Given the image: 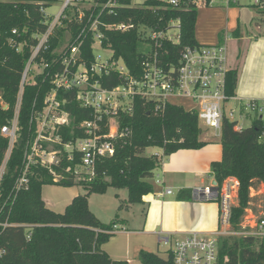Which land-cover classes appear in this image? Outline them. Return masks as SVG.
<instances>
[{
  "label": "built area",
  "instance_id": "built-area-1",
  "mask_svg": "<svg viewBox=\"0 0 264 264\" xmlns=\"http://www.w3.org/2000/svg\"><path fill=\"white\" fill-rule=\"evenodd\" d=\"M230 6L238 0H223ZM217 0H40L44 31L33 35L31 55L21 77L17 105L12 119L0 128L1 136L8 140V148L0 165V215L14 206L22 192L31 186L33 169L48 170L54 181L66 177L56 169L66 161L74 165L75 182L93 181L97 177V164L101 159L115 155L116 144L131 132L121 131L122 116L133 114L137 101L151 105L154 114H160L168 105H177L176 99L192 101L191 112L199 121L214 130L221 138L223 123L227 119L235 123V130L242 132L257 118L263 121L260 140H264V101L247 100L228 93V64L226 45L184 46L176 59L166 58L169 50L165 44L179 46L182 41V24L179 12L197 11L215 5ZM60 6L56 14L48 13V7ZM254 6L264 8L263 0H255ZM133 10L147 12L141 20ZM171 18L165 21V13ZM176 14V17H173ZM153 18L151 22L148 18ZM138 30L143 54L140 72L132 73L122 58H116L111 35L126 34ZM12 35L18 36L13 30ZM56 47L51 52L52 42ZM26 43L18 44L22 51ZM51 53L52 58L45 55ZM90 53L91 56H88ZM56 55V57H53ZM40 81L49 83L50 91L42 105L35 100L30 117L32 131L26 142L23 165L4 201L1 186L7 166L20 136V112L26 87ZM60 93H74V100L90 117L73 127L75 118L65 109L67 97ZM230 103L236 106H230ZM0 108L8 109L0 96ZM248 122V126H246ZM68 130V132L66 131ZM68 140H65L67 136ZM67 172L71 168L65 169ZM160 184L159 181H156ZM216 182V181H215ZM240 184L234 177H227L221 184L196 188L193 195L201 202H215L220 207V225L217 231L184 232L168 234L167 245H172L174 264H219L222 239L226 237L264 238V181L251 188V203L259 200V211L250 225L234 229L231 225L232 209L238 201ZM172 189H164L160 197L172 195ZM237 200V201H236ZM250 207L247 209L250 211ZM246 210V213H247ZM246 217V214L244 218ZM242 219V225L244 222ZM11 227H21L30 240L33 227L13 224L0 217V235ZM117 231V225L113 233ZM7 250L0 242V264H5Z\"/></svg>",
  "mask_w": 264,
  "mask_h": 264
},
{
  "label": "trees",
  "instance_id": "trees-1",
  "mask_svg": "<svg viewBox=\"0 0 264 264\" xmlns=\"http://www.w3.org/2000/svg\"><path fill=\"white\" fill-rule=\"evenodd\" d=\"M40 0H0V96L7 110L0 108V128L12 119L17 105L20 83L25 66L30 58V46L33 35L44 31ZM264 5V0H263ZM256 8V6H254ZM134 20L138 24L141 14ZM264 13V8L262 12ZM165 21L171 18L166 12ZM176 17V14H173ZM182 24V41L179 46L165 44L170 51L166 58L176 59L184 46H197L196 25L198 11L179 12ZM154 21L151 17L148 21ZM17 30L18 36L12 35ZM116 58H122L132 73L140 72L142 42L138 30L130 33L111 35ZM26 43L22 51L18 44ZM53 40L51 52L56 47ZM88 56H91L88 53ZM52 58L51 53L45 55ZM53 57H56L54 55ZM238 75L231 71L228 76V93L234 94ZM50 91V82L40 81L36 86L25 88L20 112V136L7 166V173L1 186L2 200L7 198L20 173L26 142L31 136L30 117L33 104L37 100L42 105ZM60 99L67 97L65 109L71 112L75 122L73 127L90 117L88 110L82 109L74 100V93H60ZM129 130L116 144L115 155L101 159L97 164V177L93 181L75 182L74 165L64 162L56 169L65 179L55 182L53 175L46 169L35 167L31 176L29 191L22 192L14 206L4 210L0 217L8 218L13 224H26L33 227L28 232L21 227L7 228L0 235V242L7 250L5 264H129L126 261L113 260L101 248L113 236L116 220L110 224L102 223L90 210L89 198L93 194H103L109 188L126 190L128 201L121 203L119 209L131 205L143 204V198L155 193L152 182L155 171L162 165L158 155L146 156L148 149L159 148L163 157H169L180 150H200L209 142L202 141L203 131L197 113L186 111L176 105H168L160 114L151 111V105L137 101L133 114L122 116L121 131ZM263 121L259 118L242 132L235 130V123L225 120L220 138L222 160L211 166L216 182L221 184L227 177H234L240 184L239 203L232 209L231 225L240 230V224L251 203V188L264 181V140H260ZM68 132V130H66ZM67 132L65 133L67 135ZM69 136L65 137L68 140ZM8 148V140L0 133V165ZM71 168L69 172L65 169ZM46 185L62 187L83 186L84 194L75 197L63 213L49 209L42 198V189ZM180 200L191 199V191L185 190ZM0 228V232H1ZM142 264H174L171 251L168 257L141 251ZM219 264H264V238L226 237L222 239Z\"/></svg>",
  "mask_w": 264,
  "mask_h": 264
},
{
  "label": "crops",
  "instance_id": "crops-1",
  "mask_svg": "<svg viewBox=\"0 0 264 264\" xmlns=\"http://www.w3.org/2000/svg\"><path fill=\"white\" fill-rule=\"evenodd\" d=\"M210 8H206V10ZM240 14L239 11L236 16L239 17L236 19L235 27L232 26L231 28L227 25L226 32L219 31L218 35L215 36L216 39L212 38V42L208 43L226 45L229 67L238 75L235 95L243 102L247 100L264 101V32H260L259 36L251 35L246 39L248 41L245 47V39H242L243 34L240 29ZM261 19L259 18V20ZM248 23L250 24L251 21L246 22L247 25H249ZM257 28L260 30L259 27ZM231 30L230 34L229 31ZM238 42L243 44L238 45ZM230 106L236 105L230 103ZM216 140L219 141L220 138L216 137L214 133L211 135L208 132H203L202 141L209 142V144L200 150H180L169 156L166 161H164L162 150L160 153H153L163 160L158 169L161 170L160 174L157 176L155 174L152 180L154 183L155 181L160 182L157 184L159 193L145 196L143 204L161 202L158 220L161 230H150L151 226H156L150 224L153 208L151 206L146 215L144 226L147 231L131 230L127 221L120 218L117 223V231L101 249L113 260L126 261L129 264H142L139 260L141 251L160 254L159 251L162 246H167L165 238L172 233L163 231L164 227L167 229H195L197 232L206 233L214 232L217 227L218 230L220 225L219 205L201 202L193 195L196 188L211 185L216 181L211 166L214 162L222 160V146L215 144L217 143ZM166 188L172 189L173 194L160 197ZM185 190L191 191L192 198L190 200H180V197L183 196L182 192ZM93 214L101 217L100 214Z\"/></svg>",
  "mask_w": 264,
  "mask_h": 264
},
{
  "label": "rangeland",
  "instance_id": "rangeland-1",
  "mask_svg": "<svg viewBox=\"0 0 264 264\" xmlns=\"http://www.w3.org/2000/svg\"><path fill=\"white\" fill-rule=\"evenodd\" d=\"M255 0H238V4L227 5L223 0H217L216 4L211 6L210 9L206 10V8H201L198 10V23L196 27V40L201 45H213L212 38L216 39L215 36L218 35L219 31H225L226 26L232 28V26L235 27L236 19L239 17H236L240 14V29L242 32V39H245L244 45L246 47L247 41L251 35H258L260 32H264V13L262 14V9L259 7H254ZM60 6H56L50 9L48 7V13L56 14L59 10ZM262 14V15H261ZM259 18H262L259 20ZM249 25L246 24V22H250ZM229 22V24H228ZM259 22H262V24H259ZM260 30H258V28ZM226 32V31H225ZM224 32V33H225ZM230 34L232 32L229 31ZM251 34H248V33ZM223 35V34H222ZM255 39V37H253ZM243 44V43H237ZM215 45V44H214ZM148 46L142 47V49H148ZM245 49V48H244ZM175 103L177 105H180L183 109L186 111H190L194 108V104L192 101L187 99H176ZM246 126H248V122L245 123ZM200 128L204 133L208 132L211 135H213L214 130L206 127L202 121H200ZM208 137H211L208 135ZM212 139V137L210 138ZM217 141V140H216ZM220 141V140H219ZM217 141V145H221L220 142ZM214 144V145H215ZM161 152V149L159 148H153L148 149L145 153L146 156H150L153 153ZM168 157H164V161H166ZM161 170L155 171L156 176L160 174ZM155 187V193L158 192V185L157 182H153ZM85 191L83 189V186L76 185L73 187H62V186H56V185H46L42 189V198L45 201L47 207L51 209L54 212L63 213L66 209V207L72 202V200L79 196L84 194ZM128 201V192L126 190H119L115 188H109L105 193L103 194H93L89 198V208L91 212L100 214L97 216L100 221L104 224H110L114 222L118 216V218H124L128 226L131 230L134 231H147V228H145V221H146V215L148 211L152 208V215L150 218V224L156 225L151 226V231L158 229L161 230V226L159 224V211H160V201L158 204L151 203L148 205L144 204H136L131 205V208H123L119 209L121 203H125ZM237 201V200H236ZM205 203H212L217 204L215 202H205ZM239 203V200L236 202L237 206ZM259 200H253V204L250 207V211L247 210L246 217L244 218V223L240 225V229H242V226L250 225L254 221V216L257 215L259 211ZM162 229L163 231L167 233H176V232H197L195 229ZM218 228V227H217ZM215 229V231L217 230ZM184 230V231H182ZM112 238V237H111ZM172 250V245L162 246L160 252V255L162 257L167 258L168 252Z\"/></svg>",
  "mask_w": 264,
  "mask_h": 264
},
{
  "label": "water",
  "instance_id": "water-1",
  "mask_svg": "<svg viewBox=\"0 0 264 264\" xmlns=\"http://www.w3.org/2000/svg\"><path fill=\"white\" fill-rule=\"evenodd\" d=\"M213 185H216V182H214Z\"/></svg>",
  "mask_w": 264,
  "mask_h": 264
}]
</instances>
